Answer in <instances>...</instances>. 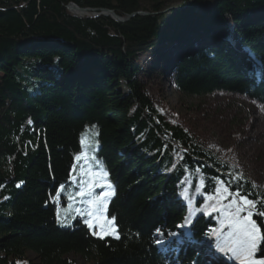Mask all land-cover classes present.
<instances>
[{
  "label": "trees",
  "instance_id": "obj_1",
  "mask_svg": "<svg viewBox=\"0 0 264 264\" xmlns=\"http://www.w3.org/2000/svg\"><path fill=\"white\" fill-rule=\"evenodd\" d=\"M195 1L167 23L150 15L120 24L65 6L123 18L140 0H0V264L26 253L39 264H75L69 255L86 264H209L199 247L221 264H264V187L167 124L135 79L137 55L177 48L180 94L227 92L264 106V21L246 17L264 0ZM216 25L209 50L193 54L194 33ZM83 150L107 172L105 215L116 237L95 236L81 218L56 222L79 192Z\"/></svg>",
  "mask_w": 264,
  "mask_h": 264
},
{
  "label": "rangeland",
  "instance_id": "obj_2",
  "mask_svg": "<svg viewBox=\"0 0 264 264\" xmlns=\"http://www.w3.org/2000/svg\"><path fill=\"white\" fill-rule=\"evenodd\" d=\"M195 3V0H190L187 4L185 0H140V13H137L142 14L141 17L157 15L159 21L167 23L178 10L192 9ZM155 6L162 11L158 14L151 13ZM205 8L206 6L198 8L195 12L200 13ZM89 15L95 17L103 14L89 13L85 17H90ZM246 17L251 21H264V7L253 12L247 11ZM204 30V34L200 30L194 33L193 41L199 38L201 43L193 54L209 50L212 39L220 35V27L217 25ZM162 50L164 51L158 56L151 55L150 51L140 53L132 61V65L139 69L135 79L142 94L167 124L183 127L222 160L233 165L256 187H264V106L227 92H216L203 97L180 94L175 88L174 78L176 64L181 60H176V57H182L183 54H177V48L175 51H168L170 53H166L165 47ZM239 52L242 54L245 51ZM86 139L82 140L83 146L87 143ZM83 156L85 163L81 179L74 182L75 186H79V192L74 193L71 198L73 207L58 208L56 222L60 227L66 228L71 227L76 218H81L95 236L116 237L113 222L105 215L113 194L107 172L98 162L92 161V156H86L85 150ZM196 251L209 264L222 263L217 257L209 255L204 247H199ZM67 259L75 264H86L78 256L69 255ZM29 263L39 264V261L33 254L26 253L22 261L18 260L14 264Z\"/></svg>",
  "mask_w": 264,
  "mask_h": 264
},
{
  "label": "water",
  "instance_id": "obj_3",
  "mask_svg": "<svg viewBox=\"0 0 264 264\" xmlns=\"http://www.w3.org/2000/svg\"><path fill=\"white\" fill-rule=\"evenodd\" d=\"M65 8L70 13H72L74 11H79V12L85 13L86 15L89 14V13H93V14L101 13V14H103L105 16L111 17L115 22L120 23V24L126 23L128 20H130L134 16H141L142 15V14H139V13H134V14L125 16L124 18H120V17L116 16L113 11H109V10L81 9V8H78L74 4H68V5L65 6Z\"/></svg>",
  "mask_w": 264,
  "mask_h": 264
},
{
  "label": "bare ground",
  "instance_id": "obj_4",
  "mask_svg": "<svg viewBox=\"0 0 264 264\" xmlns=\"http://www.w3.org/2000/svg\"><path fill=\"white\" fill-rule=\"evenodd\" d=\"M140 13V12H139ZM72 15H74V17L76 16V17H82V16H86V14L85 13H82V12H79V11H74V12H72L71 13ZM96 17V16H95ZM179 58H181V55L180 56H177L176 57V60L177 59H179Z\"/></svg>",
  "mask_w": 264,
  "mask_h": 264
}]
</instances>
